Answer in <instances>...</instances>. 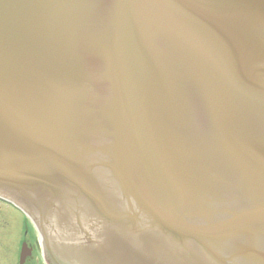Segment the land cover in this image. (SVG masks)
Wrapping results in <instances>:
<instances>
[{
	"label": "water",
	"instance_id": "obj_1",
	"mask_svg": "<svg viewBox=\"0 0 264 264\" xmlns=\"http://www.w3.org/2000/svg\"><path fill=\"white\" fill-rule=\"evenodd\" d=\"M0 195L78 261L264 264V0H0Z\"/></svg>",
	"mask_w": 264,
	"mask_h": 264
},
{
	"label": "flooded vegetation",
	"instance_id": "obj_2",
	"mask_svg": "<svg viewBox=\"0 0 264 264\" xmlns=\"http://www.w3.org/2000/svg\"><path fill=\"white\" fill-rule=\"evenodd\" d=\"M0 206L7 208L10 212V217L7 215L2 216V222L3 224L14 226L13 241L15 243L10 250L9 248H1L0 264H45L41 252L38 251L39 242L36 232L29 227L22 229L25 220L17 209L3 202H0ZM19 225L21 226L20 232L18 229ZM8 235L9 231L7 235L4 236L5 241H7L6 237ZM23 252L24 258L22 259Z\"/></svg>",
	"mask_w": 264,
	"mask_h": 264
},
{
	"label": "rangeland",
	"instance_id": "obj_3",
	"mask_svg": "<svg viewBox=\"0 0 264 264\" xmlns=\"http://www.w3.org/2000/svg\"><path fill=\"white\" fill-rule=\"evenodd\" d=\"M3 215H7L8 217H10V212L7 208L0 206V252L2 251L1 248H9V250H10V249H12L13 245L15 244L13 241L14 226L3 224V222H2V218H3L2 216ZM16 228H18V227H16ZM7 230L9 231V235L6 237L7 241H5L4 236L7 235V233H8ZM15 238H16V235H15Z\"/></svg>",
	"mask_w": 264,
	"mask_h": 264
},
{
	"label": "bare ground",
	"instance_id": "obj_4",
	"mask_svg": "<svg viewBox=\"0 0 264 264\" xmlns=\"http://www.w3.org/2000/svg\"><path fill=\"white\" fill-rule=\"evenodd\" d=\"M48 251H49V249H48ZM50 252V251H49ZM51 253V252H50ZM53 257V256H52ZM53 259L55 260V258L53 257ZM55 262H57L56 260H55Z\"/></svg>",
	"mask_w": 264,
	"mask_h": 264
}]
</instances>
